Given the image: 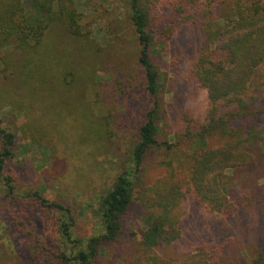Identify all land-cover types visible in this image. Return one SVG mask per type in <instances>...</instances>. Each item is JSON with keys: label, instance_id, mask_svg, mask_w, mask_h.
<instances>
[{"label": "rangeland", "instance_id": "rangeland-1", "mask_svg": "<svg viewBox=\"0 0 264 264\" xmlns=\"http://www.w3.org/2000/svg\"><path fill=\"white\" fill-rule=\"evenodd\" d=\"M24 4L29 7L31 0ZM53 7L40 60L26 63L14 40L0 49V117L16 135L14 158L4 170L12 192L0 178V264H60L65 245L57 216L42 208L34 193L70 207L75 238L86 241L101 233V202L125 169L149 107L124 2L55 0ZM205 21H189L157 49L166 104L159 142L183 150L189 145L187 128L208 123L211 110L191 74L209 44ZM263 82L255 80L247 93L249 112L223 104L218 116L236 115L235 129L252 120L262 129ZM262 137L248 149L253 165L228 170L220 179L236 207L233 216L210 213L190 196L181 238L147 247L144 233L157 213L134 201L121 238L102 245L94 264H257L264 258ZM208 141L213 148L227 143L220 132ZM157 152L150 151L144 161L148 186L164 174Z\"/></svg>", "mask_w": 264, "mask_h": 264}, {"label": "trees", "instance_id": "trees-1", "mask_svg": "<svg viewBox=\"0 0 264 264\" xmlns=\"http://www.w3.org/2000/svg\"><path fill=\"white\" fill-rule=\"evenodd\" d=\"M122 1L134 28L138 66L145 81L149 107L125 169L101 202L100 234L86 241L75 238V220L70 207L33 194L42 208L57 216V230L65 245L58 256L60 264H94L102 245L121 238L124 218L134 201L147 211L157 213L144 233L147 247L181 238L190 196L210 213L233 216L236 207L221 187L220 179L228 170L253 165L254 156L248 149L263 139L264 126L259 128L256 120L246 128L235 129L232 125L236 126V115L224 120L218 113L224 105L245 107L249 112L252 98L247 93L255 80L264 81V0ZM54 4L55 0H31L27 7L24 0H0V49L14 40L26 63L40 60L53 22ZM215 10L219 15L214 14ZM205 19L209 44L200 50L191 74L197 87L207 93L211 110L208 123L193 127L195 130L191 125L187 128L184 137L189 145L183 150L178 144L159 142L158 122L165 114L166 104L161 94L157 49L171 41L189 21L203 23ZM2 124L0 117V178H4L12 192V179L4 176V170L6 163L14 158L16 135ZM216 132L227 143L213 148L208 138ZM152 150L158 151V164L164 174L148 186L144 161ZM197 257L198 254L191 260ZM261 261L264 264V258L257 264Z\"/></svg>", "mask_w": 264, "mask_h": 264}]
</instances>
